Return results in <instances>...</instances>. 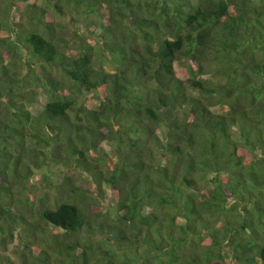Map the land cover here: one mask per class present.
I'll use <instances>...</instances> for the list:
<instances>
[{"label":"trees","instance_id":"trees-1","mask_svg":"<svg viewBox=\"0 0 264 264\" xmlns=\"http://www.w3.org/2000/svg\"><path fill=\"white\" fill-rule=\"evenodd\" d=\"M254 2L0 0V234L48 163L84 177L55 168L37 213L72 264H264Z\"/></svg>","mask_w":264,"mask_h":264},{"label":"rangeland","instance_id":"rangeland-1","mask_svg":"<svg viewBox=\"0 0 264 264\" xmlns=\"http://www.w3.org/2000/svg\"><path fill=\"white\" fill-rule=\"evenodd\" d=\"M254 1L255 5L261 2V0ZM44 103L45 97L43 95H38L36 103H34V105H29L28 109L33 115H37L43 108ZM101 147L104 152L110 154L111 148L109 145L102 143ZM42 158L43 157H40V161ZM25 160L26 165L27 163L31 164V161H28L26 158ZM49 166H51L52 170H49ZM55 168L57 167L48 163H44L38 168L31 166L29 170V179L27 181L22 180L24 184L19 185L18 196L16 197L17 199L13 201V204L19 209V212L24 213L31 227L25 224L15 225L10 230V233L0 234L4 239H0V264H24V260H26L27 264H59V262L72 264L70 257L74 256L75 251L68 250L63 246L65 242L68 243V240L63 241L58 252V245H56V243L57 241L60 242L59 239H61V237L59 236L57 239H53V234H55L54 231L39 220L37 215L40 208L39 200L44 196L54 193L53 187L51 186L53 181H61V176L59 174L58 176L56 175L57 170ZM20 169L22 170V168ZM57 169L60 172H64L78 183H81L84 179V177L79 176V173L75 169L70 168L69 170H63V168L60 167ZM39 176H42L45 181H42ZM42 184L45 185V187L41 186ZM31 196L34 199H32ZM24 197H29L31 199L26 202ZM36 225L38 227L34 228ZM28 228L29 230H27ZM30 244L37 247L34 254L29 253L28 247ZM55 250H57V252H55Z\"/></svg>","mask_w":264,"mask_h":264}]
</instances>
